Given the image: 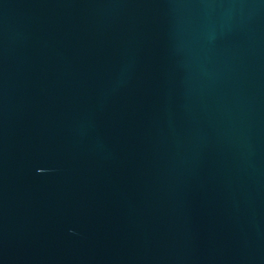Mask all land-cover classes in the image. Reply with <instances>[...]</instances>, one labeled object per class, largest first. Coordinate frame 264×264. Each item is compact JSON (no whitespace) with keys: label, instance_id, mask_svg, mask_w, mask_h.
<instances>
[{"label":"water","instance_id":"water-1","mask_svg":"<svg viewBox=\"0 0 264 264\" xmlns=\"http://www.w3.org/2000/svg\"><path fill=\"white\" fill-rule=\"evenodd\" d=\"M0 264H264V0H0Z\"/></svg>","mask_w":264,"mask_h":264}]
</instances>
